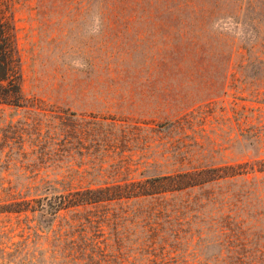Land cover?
Returning a JSON list of instances; mask_svg holds the SVG:
<instances>
[{
	"label": "rangeland",
	"instance_id": "374dc122",
	"mask_svg": "<svg viewBox=\"0 0 264 264\" xmlns=\"http://www.w3.org/2000/svg\"><path fill=\"white\" fill-rule=\"evenodd\" d=\"M2 7L23 98L0 103V264H17L28 236L35 258L25 264H52L47 229L68 230L73 213L18 215L7 211L15 201L186 172L194 183L165 201L88 206L100 215L99 238L114 249L122 236L125 264H264V0ZM54 149L59 160L45 157ZM166 202L179 206L178 223L153 212ZM153 225L165 241H148Z\"/></svg>",
	"mask_w": 264,
	"mask_h": 264
},
{
	"label": "trees",
	"instance_id": "16d2710c",
	"mask_svg": "<svg viewBox=\"0 0 264 264\" xmlns=\"http://www.w3.org/2000/svg\"><path fill=\"white\" fill-rule=\"evenodd\" d=\"M2 4L3 0H0V103L21 106L23 97L20 58L15 42L13 24L5 15ZM59 129L56 127L50 129L49 138L55 145H58L55 140L60 138L62 134L61 129ZM74 134L75 131L72 132L71 136L74 137ZM57 149L51 150L45 157H49L50 160H59L61 154L56 152ZM193 178L194 176L191 173L186 172L158 176L143 180L142 182L87 187L67 193L57 190L56 192H52L48 198L45 196V198L41 197L40 199L33 198L15 201L13 204L16 208L7 211H13L20 215L27 211L35 212L39 209L41 215H49L51 220H55V217L62 209L73 210L67 222L68 230L65 229L62 233L60 230L56 232L53 229V223L47 229L54 233L56 240V243L52 244L48 249V257L52 259V264H125L123 249L120 243L122 236L116 237L117 245L114 249L104 239H100L99 237L102 233V224L98 222L100 215L93 213L89 209L87 210V207H104L111 202L120 201L122 198L132 197L135 199L150 198V200H155V202L165 201L168 192L182 190L190 186V183H194ZM32 201L38 202V208L30 204ZM146 207L148 208L147 211L152 208L151 205H147ZM152 210L153 212H159L162 218H166L165 220L168 223H172L173 219L176 220V216L180 217L179 213H181L179 206L167 202L166 205H158L157 208ZM102 218L108 222H112L109 214L103 215ZM180 219L177 218L176 222L178 223ZM148 226L151 225L148 224ZM35 228V235H40L37 230H41V228L38 225ZM114 229V231H118V228ZM148 231V241L156 242L158 239L165 241V235L160 232L157 225H153ZM28 239L29 236L25 237L17 246L16 250L22 252V256L19 258L16 256L15 258L18 259L17 264H25L29 258H31V261L35 258L28 255ZM25 252L27 253L26 255ZM259 252L262 253L260 250ZM247 253L250 254V252ZM23 254L26 258L23 257Z\"/></svg>",
	"mask_w": 264,
	"mask_h": 264
}]
</instances>
